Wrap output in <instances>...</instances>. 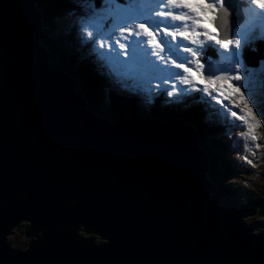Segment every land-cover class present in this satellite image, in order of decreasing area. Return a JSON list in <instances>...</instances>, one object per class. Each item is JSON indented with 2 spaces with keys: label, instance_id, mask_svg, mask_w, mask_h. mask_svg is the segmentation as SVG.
<instances>
[{
  "label": "water",
  "instance_id": "1",
  "mask_svg": "<svg viewBox=\"0 0 264 264\" xmlns=\"http://www.w3.org/2000/svg\"><path fill=\"white\" fill-rule=\"evenodd\" d=\"M36 3L0 0V264H264L254 208L210 197L192 126L110 86L117 113L96 116L53 66Z\"/></svg>",
  "mask_w": 264,
  "mask_h": 264
},
{
  "label": "rangeland",
  "instance_id": "2",
  "mask_svg": "<svg viewBox=\"0 0 264 264\" xmlns=\"http://www.w3.org/2000/svg\"><path fill=\"white\" fill-rule=\"evenodd\" d=\"M93 1L94 0H92V2ZM248 1L250 2V0ZM42 2L37 1L36 10H39V11L41 10L39 6H40V3ZM72 3L76 4L77 1L74 0L72 1ZM100 3L103 5L100 7L94 5L93 8H90V4L93 5V3L85 2V4L76 7L77 9L81 8L82 10L64 9V11L59 16L54 18L53 21H46L44 24H42L43 21L41 22L46 39L51 37L50 39H52V41L56 43L54 49L50 50L55 65H59L60 63L67 65L68 63H70L69 62L70 57L68 58L64 56H65V52L70 50L69 47L75 48L70 43L71 41L73 42V44L76 43L75 42L76 36L73 34V31L76 34L77 33L81 34V36H79V34L77 35V39L79 41L85 40L84 37H87L86 40H89V37L87 36V32L85 31L83 25L88 24L90 22L97 23L100 26L101 32L114 31L113 24L116 22V18L114 15L115 10L117 9L127 10L129 8H133L132 6L126 7L123 5L114 4L113 2H111V0H102V2ZM231 7L234 9V6H231ZM254 8L256 9L255 13H258L259 9L256 7ZM158 10L159 9H157V11ZM39 11L38 13L40 14ZM250 15L252 14L247 11L244 22L233 30L232 37L237 36V35L241 36L242 49L241 48L240 49L230 48L228 51H225L221 49L220 47H218V49L221 50L222 52V54L219 56L220 57L219 59L224 60V61H221V64L223 65H219L220 61H218V59L217 60L212 59L213 61L209 60L207 63H205V61L202 63L201 59L205 58V52H202L203 48L200 46L198 48H193L198 53V56L196 57V59H199L200 62L204 65L202 69V75L204 73L205 75L203 76L205 77H207L210 74H214L217 77H221L225 75L222 71H220V69L228 67V64H225L223 62L228 63L230 60L234 61L236 59H239L242 65V70L243 68L248 69V75L246 79L240 82L231 81V80L229 81L234 86L241 87V93L245 97L244 101H241L239 99V95H236V94L229 95L226 84L223 86V94H221L222 90H221V85L219 81L214 85H209L208 90L206 92H204L205 85L202 82L201 90H199V92L202 94V97H203L202 101H205V104L211 108V114H212V111L216 113L217 117L215 118H217L219 122L220 121L223 122L224 113L227 116H229L230 117L229 119L231 120L230 122L227 123V125L223 123L222 126H217L219 129L222 130L224 144L222 142H219L217 144H212V147H213L212 149L210 146L211 144L208 141L204 143V146L206 147L205 150L211 149V152L213 156L215 157V159L217 161H220V163H218L217 169L220 173L221 179H222V173L228 174L224 178V181L227 183L228 188L233 191L232 193H234V194L229 193L232 195L227 196L229 194H226V195H224L223 193L216 194L215 191H212L210 196L214 197L215 199H218L219 202L223 204H227V205H232L231 203H234L233 202L234 199H238L239 197H241V195L238 194L237 188H243V189L245 188L248 195L251 194L257 199H260V198L264 199V58L261 62H259V60H256L257 66L255 67L249 66V65H252V63H248L245 61V55L248 54L245 52V50H250V49L249 47H245L244 43L246 42L247 44L250 45V39L252 38V35L250 32L248 34L247 39H245L243 37V33H245L248 30V28L251 27V23L248 21V18H250ZM255 16H257V14L253 15V19L257 18ZM231 18H232V14L228 12V15H225V19L220 18L217 20V23L221 27L228 28L229 25L231 24ZM206 20L207 19H205L204 22H206ZM108 21L111 22L112 24L108 25L109 23ZM105 27H107L106 30H104ZM191 27H193L192 24H191ZM75 28L76 29L78 28V29L76 30ZM183 28L184 26L180 27L181 30H183ZM207 29L211 33H214V34L216 33L214 29L213 30L210 28H207ZM175 30L177 31L178 29H175ZM115 31H116V34L119 35L118 30H115ZM145 38L146 36L142 34L141 37H137L136 39L143 40ZM261 40L262 38H256L257 42ZM204 42H207L206 37L198 38V45H202ZM186 43L188 44L189 42L186 41ZM92 44H94L95 46L94 48L93 47L91 48L90 46V49L91 50L94 49L93 51L96 50V52L99 53L97 55H99L100 57L105 56L108 60L110 57V61L108 62V65L110 68H112V71H115L116 76H119L118 81H117V77L112 75L113 82H117V84L119 85L122 84L120 86L121 88L119 87L122 92L120 95L124 96L125 94V96H130L131 95L130 92H133V93L139 92L140 91V89H138L139 84L142 83V81L145 84L144 86H154L155 85V83H150V84L146 83L145 80L143 79L141 80L139 79L138 81L136 80V75L133 73L134 71L130 72L128 70H125L123 67L115 66V60H119V61L127 60L126 56H123V55L117 56V53L120 51L118 47L115 49H111L108 47L102 48L100 47L99 40H97L95 43H92ZM212 44L214 46H217L214 44V42H212ZM176 51L178 52V55L174 56L173 59H176L177 62L184 61L185 66H190L193 69H195L196 67L195 61L193 60L190 53L184 52L182 48H177ZM74 52L80 56V59H84V57L88 55L87 49H84V50L75 49ZM162 56H163V60L156 58L155 61L159 62L161 65H172L171 63H168V64L165 63V61L169 60V56L167 55V52H164V53L162 52ZM113 58H115V60ZM90 61L91 63H93L96 60L90 59ZM187 61H192V63L188 64ZM95 65H98V63H95ZM232 68L234 71V68H235L234 63L232 64ZM173 71L180 72L181 75H185L182 69L175 68L173 69ZM147 72L149 71H145L142 68H138V76H140V74H143L141 75V77L145 76L144 74ZM157 75L163 76L164 72H160ZM199 79L200 77H198V79L196 78V81ZM125 81H128L129 85H127ZM130 83L132 84L131 90L127 88L130 86ZM165 86L167 87L162 97L167 95L168 94L167 92L171 91L169 90V87H171L172 85H170L169 82L165 83ZM185 87H188V91H185V92L183 91L182 93L183 95H176V98L179 101H182L180 98L183 96H189V97L190 96L192 97L193 95L195 96V93H194L195 88H193L192 85H187ZM161 88L164 89V87L160 84L158 88V92L161 91ZM181 89L185 90V88L179 86L177 88V91H181ZM146 90L151 91L148 88H146ZM205 93H209V94L206 96ZM138 94L140 95V98L138 97L139 99H142V100L147 99V98H142L143 95H141L140 93ZM245 102H247L248 106L252 108L251 114L247 113V109L245 108ZM137 103L142 107V108H137V109L143 113L149 107V105H147L146 103L140 100H137ZM162 105H163V102H162ZM116 108H118L117 105L114 108V116L116 115L115 114ZM106 112H109L112 118L113 106L110 104L107 105ZM233 112L236 113V116L232 115ZM109 114L108 116L110 117ZM252 116L256 117L255 121L252 119ZM241 117H243L244 119H241ZM111 118L109 120H111ZM200 119H203V116ZM211 119L213 120V117ZM256 121H259V123H257ZM250 126H251V130H250ZM206 130L209 132V135L211 138L215 139L216 141H220L211 132L210 129L206 128ZM241 130L244 132H241L242 134H239L238 131H241ZM244 134L247 135L245 139L244 137H242V135ZM225 135H227L229 138H226ZM252 136H255L256 139L253 140ZM232 140L233 141L236 140L237 142L243 140V143L238 145L235 142L232 143ZM206 145H209V146L207 147ZM225 146H226V149H225ZM219 150L220 151L223 150L224 154L221 155L219 153ZM224 161L226 162L225 164H224ZM247 161H251V164L247 163ZM239 172L240 174H238ZM243 183L247 184V186H249V188L251 189L244 187ZM245 197L243 196L241 197L243 198L242 201H245V203H248ZM259 215L260 214H259L258 209L255 210V214L252 215L258 218L257 220H255L256 222L263 221L261 218H259ZM261 226L264 228V223H261ZM25 228H26L25 224L20 223L19 226H17V228L13 230L12 234L9 237V241L11 242L12 247L15 248V245L18 244V242H20L18 240L21 239L22 231ZM253 232H255V230H253Z\"/></svg>",
  "mask_w": 264,
  "mask_h": 264
},
{
  "label": "snow or ice",
  "instance_id": "3",
  "mask_svg": "<svg viewBox=\"0 0 264 264\" xmlns=\"http://www.w3.org/2000/svg\"><path fill=\"white\" fill-rule=\"evenodd\" d=\"M251 5L256 6L260 10L259 17L264 21V0H251ZM157 9L159 10L157 11ZM223 9H225V0H159L155 7L145 6L140 9L133 7L127 10H115L116 22L113 24L114 31L101 32L100 26L92 22L83 25V27L87 32V36L90 38V44L96 42L98 38L100 47H108L111 49L118 47L120 51L117 53V56L123 55L127 57L125 61H119L113 58L116 67H123L128 71H134L138 68H142L145 71L160 70L149 59V50L154 45L161 52L168 53L169 60L165 61L166 64L171 63L175 68L183 70L185 75H181L180 72H171V76L178 80L180 84L192 85L195 88L196 77H200L205 85V91H207L209 85H214L219 81L222 90L221 94H223V86L226 84L229 95H239V99L244 101L245 97L241 93V87L234 86L229 82L230 80L240 82L246 79L248 69L243 68L242 70L240 60H230L228 67L220 69L225 74L224 78L210 74L207 76V79H204L202 75L204 65L199 59H196L198 56L197 51L189 46L195 44L198 38L206 37L208 42H214L215 45L225 51H228L230 48H241L240 35L233 36L232 38H221L218 32L215 34L211 33L203 26L205 19L214 24L220 18L218 15L219 11ZM181 13L184 14L182 15ZM225 15H228L227 11H225ZM153 16L159 19H153ZM189 21L193 25L194 30H175L181 27V24L177 22L186 24ZM115 30H118L119 35L116 34ZM250 32L251 27L243 33V37L247 39ZM142 34L149 38L147 40L149 49L140 47L143 41L136 39L137 37H141ZM168 37H171V44L168 43ZM177 37L180 39L178 40ZM184 41L189 43L184 44ZM177 48H182L184 52L190 53L195 61V69L190 66H185L184 61L177 62L176 59H173L177 55ZM151 55L163 60V56L158 52H151ZM187 63L191 64L192 61H187ZM233 63L235 65L234 71L232 68ZM165 70L171 71L170 69ZM164 82L168 83V80L165 79ZM178 87L179 85L176 86V88ZM174 90L176 89L174 88ZM172 95L173 92L169 91L168 96L171 97ZM245 108L248 114L252 113V108L248 106L247 102H245ZM232 115L236 116V113L233 112ZM241 119L244 118L241 117ZM252 119L255 121L256 117L252 116ZM256 122L259 123V121ZM252 139L255 140L256 137L252 136ZM247 163L251 164V161H247ZM7 227H10V224L5 225L2 216H0V236L4 234V229ZM86 230L91 231V226H86Z\"/></svg>",
  "mask_w": 264,
  "mask_h": 264
},
{
  "label": "trees",
  "instance_id": "4",
  "mask_svg": "<svg viewBox=\"0 0 264 264\" xmlns=\"http://www.w3.org/2000/svg\"><path fill=\"white\" fill-rule=\"evenodd\" d=\"M72 1L74 0H45L44 2L40 3V16H41V22L44 24L46 21H53L54 18L59 16L64 9H70V10H82L81 8H76L77 6H81L85 4V2H91L93 3L90 4V8H93L94 5L99 7V2L100 0H76L77 3L73 4ZM37 9V8H36ZM45 34V33H44ZM43 34V35H44ZM259 35V34H257ZM48 38V37H47ZM46 39L44 41V46L48 49H51V46H54V42L52 39ZM245 47H249L250 50H245L246 54L245 55V61L248 63H252V65L249 66H257L256 60H259L261 62L264 58V41H256L255 44H252L250 42L249 44H245ZM244 50V49H243ZM217 51H210V50H205V58L202 59V62H206L210 57L218 56ZM64 57H70L69 62L67 65L60 63L59 65H53L55 67H60L63 68V70L71 76L75 82L76 85L74 86L76 90H79L82 96L85 98V103L87 107L98 117L103 118L104 120H109L111 118V114L109 112H106V106L107 105H112L113 106V114H114V105H116L112 98L110 97V92L107 91L106 87H104L105 83V77L101 74L99 70H96V67L92 66L93 63L90 61V57L86 61L85 59H80V56L76 54L75 52H71V50H68L65 52ZM98 63V62H95ZM98 65L102 66L100 63ZM104 66V65H103ZM100 68V67H98ZM198 79V77H196ZM198 84L202 87V81L199 79L197 80ZM113 85V90L116 91L118 88V84L116 82L112 83ZM124 98V97H123ZM194 101L188 99V100H183L184 102L180 101L181 104L180 106H175L172 105L171 103H168L165 105L164 110L162 115H160L161 118L166 119L170 117V115L173 118H182L186 124L191 125L194 134L196 135L197 141H198V146L201 148V150L204 152V158L206 162V166L208 167L207 175H209L210 179L214 183L215 186H219L220 190L218 192H222L224 194H229L232 192V190L228 189L227 185H224L222 182H220L221 176L220 173L217 169L218 163L220 161H217L215 157L213 156L211 149L205 150L206 147L204 146V143L208 141L212 147V144H217L219 142H222L223 140V134H220L217 130L219 128L215 124H209L208 121H203V123L200 122L199 117L197 116L198 112L192 108V105L195 104V102H198V97H194ZM174 99H171L173 101ZM152 104L151 106L148 107L147 110H151L152 114H154V111L152 110V107H155L158 105V99L151 101ZM137 103V100H136ZM138 104V103H137ZM200 104V103H199ZM201 106V104H200ZM189 109L192 112H186V110ZM199 109V106H198ZM188 111V110H187ZM195 111V112H193ZM117 113V112H116ZM194 113V114H192ZM110 115V117L108 116ZM113 117V115H112ZM206 128L210 129L211 132L220 140L216 141L215 139L211 138L209 135V132L206 130ZM239 134H242L241 132L244 131H238ZM247 136V135H246ZM226 137V135H225ZM207 147L209 145H206ZM214 151V150H213ZM223 152V151H221ZM226 162L224 161V164ZM223 177V173H222ZM244 187L249 188L247 184L243 183ZM251 189V188H249ZM238 194L241 195V197H245L248 203H246L250 207H257L259 210V213L261 215H264V199H257L256 197L252 196L251 194L248 195L247 191L245 188H237ZM246 194V195H245ZM256 227L260 228V230H264L262 226H258L256 224ZM21 239H19L18 244L15 245L16 248H23L26 247L29 240L26 238L23 233L21 234Z\"/></svg>",
  "mask_w": 264,
  "mask_h": 264
},
{
  "label": "bare ground",
  "instance_id": "5",
  "mask_svg": "<svg viewBox=\"0 0 264 264\" xmlns=\"http://www.w3.org/2000/svg\"><path fill=\"white\" fill-rule=\"evenodd\" d=\"M37 1H40V2H42L43 0H37ZM45 1V0H44ZM238 6V4H237V2L235 1V0H225V6L228 8V10H225V9H223V10H225V11H228V12H230L231 14H232V18H231V21H232V19H233V17L235 16V17H237L239 20H241V16H240V14L239 13H241V8H239V7H237L236 5ZM231 6H234V9L231 7ZM238 9H239V11H238ZM222 11V10H221ZM225 11H224V13H225ZM220 13V12H219ZM234 17V18H235ZM252 17V18H251ZM40 18H41V16H40ZM250 19L252 20L253 19V14L252 15H250ZM216 23V22H215ZM214 23V24H215ZM238 24H240V22L238 23ZM237 24V25H238ZM216 25V24H215ZM263 29H264V26H263ZM257 34H259V35H264V32L263 31H258L257 32ZM81 35V34H80ZM84 37V36H83ZM85 38V40H86V38L87 37H84ZM244 44H246V42L244 43ZM217 55L218 56H214V57H210L208 60H206V62L205 63H207L209 60H217V59H219L220 57V55L222 54V52H221V50H219L218 48H217ZM202 52H205V50H202ZM227 56H229V55H227ZM212 60V61H213ZM201 62H202V59H201ZM203 63V62H202ZM204 63V64H205ZM223 63H225V64H228L227 62H223ZM206 65V64H205ZM221 65H223V64H221ZM130 72H132V71H130ZM150 72V71H149ZM136 76L138 75V69H136V70H134V72H133ZM203 75H205L204 73H203ZM204 77V79H206L207 77H205V76H203ZM201 80V79H200ZM139 81V80H138ZM117 83V82H116ZM144 83H143V81H142V83H140L139 84V88L138 89H140V91L138 92V93H142L143 94V97L142 98H147L148 99V96H147V93H151V91H148V90H146V87H144V85H143ZM170 85H172V84H170ZM180 86V85H179ZM180 87H182V86H180ZM183 88H185V85H183ZM183 89H181V91H182ZM196 90V89H195ZM199 90H201V86H200V84H198V91ZM185 91V90H184ZM155 92V91H154ZM141 94V95H142ZM155 98V97H154ZM193 98H194V95H193ZM146 100V99H145ZM153 100V99H152ZM216 101V100H215ZM192 114H194V113H192ZM195 115V114H194ZM244 159V158H243ZM242 159V160H243ZM247 208H249V207H247Z\"/></svg>",
  "mask_w": 264,
  "mask_h": 264
},
{
  "label": "clouds",
  "instance_id": "6",
  "mask_svg": "<svg viewBox=\"0 0 264 264\" xmlns=\"http://www.w3.org/2000/svg\"><path fill=\"white\" fill-rule=\"evenodd\" d=\"M74 34V33H73ZM76 44V43H75ZM51 50V49H50ZM85 57H87V56H85ZM84 57V59L86 60V58ZM90 59H93V60H96L95 58H94V56H90ZM87 61V60H86ZM95 62H97V61H95ZM95 62H93V65H95ZM226 138H229L227 135H226ZM232 142H233V140H232ZM225 149H226V146H225ZM224 149V150H225ZM218 151V150H217ZM223 151V150H222ZM221 151L219 150V153H220ZM224 152V151H223ZM223 152H221V153H223ZM223 177H222V179H220V182H222L224 185H227V183L224 181V178L228 175L227 173H223ZM210 179V178H209ZM211 180V179H210ZM211 183L213 184V187L215 186L214 185V183L212 182V180H211ZM228 186V185H227ZM229 189V188H228ZM218 190H220V187L219 186H215L214 187V190H212V191H215V193L216 194H218V193H220V192H218ZM230 190V189H229ZM233 192V191H232ZM231 192V193H232ZM222 193V192H221ZM215 194V195H216ZM224 194V193H223ZM232 194H234V193H232ZM232 194H229V195H227V196H231ZM224 195H226V194H224ZM211 197V196H210ZM218 197H220V196H218ZM212 199H214L215 201H217L218 203H221V202H219L218 201V199H215L214 197H211ZM242 199L243 198H241V197H239L238 199H234V203H231L232 205H236V204H239V203H241V201H242ZM243 202V201H242ZM221 204H223V203H221ZM227 205V204H226ZM249 217V218H248ZM247 218L248 219H246L250 224H253V221L255 220V217L254 216H247ZM245 220V219H244ZM254 225V224H253Z\"/></svg>",
  "mask_w": 264,
  "mask_h": 264
}]
</instances>
